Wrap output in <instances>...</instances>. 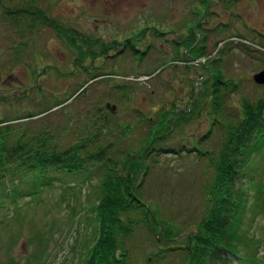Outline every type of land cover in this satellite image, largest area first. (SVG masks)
Returning a JSON list of instances; mask_svg holds the SVG:
<instances>
[{
  "label": "rangeland",
  "instance_id": "374dc122",
  "mask_svg": "<svg viewBox=\"0 0 264 264\" xmlns=\"http://www.w3.org/2000/svg\"><path fill=\"white\" fill-rule=\"evenodd\" d=\"M9 1L14 0L0 3V119L16 128H60L66 143L75 132L101 130L98 144L114 142V153L122 157L139 150L160 112L173 103L175 111H183L201 86L207 89L209 73L201 64L213 57L223 76L237 85L225 96L230 111L241 109L243 97L255 100L264 93V84L252 77L264 70V0H39L51 17L89 39L83 52L97 51L96 57L83 55L81 63V54L52 27L20 28L3 5L26 2ZM192 27L203 41L205 53L198 57L187 48ZM200 101L194 104L198 113L162 141L175 152H152L139 177L145 206L174 221L183 236L157 241L141 220L143 212L131 213L139 223L124 239L125 264H184L185 238L207 213V183L213 180L207 155L194 149L217 150L222 137L218 123L207 136L212 121L207 98ZM247 159L248 176L235 182L249 200L237 243L243 257L229 254L223 264H264V193L255 199L250 186L264 185V144ZM52 176L34 195L26 181L0 180V264H82L95 235L90 207L99 195V176Z\"/></svg>",
  "mask_w": 264,
  "mask_h": 264
},
{
  "label": "trees",
  "instance_id": "16d2710c",
  "mask_svg": "<svg viewBox=\"0 0 264 264\" xmlns=\"http://www.w3.org/2000/svg\"><path fill=\"white\" fill-rule=\"evenodd\" d=\"M14 1H9V4L13 5ZM21 1L26 2L21 7L10 8L3 5L6 15H14L20 28L25 26L32 31L39 25L52 27L70 47L76 49L71 48L74 53L81 54L77 56L79 63L82 62L83 55L97 56V51L92 49L83 52V42L88 43L89 39L77 32H71L60 20L51 17L38 5L39 0ZM201 23L202 21L197 23L198 28ZM193 28L190 33L195 37H186L187 48L188 52H193L191 57H198L205 53L204 46L202 40L198 41V30ZM101 43L105 42L99 41V45ZM217 62L213 57L207 66L201 64L209 73L206 78L207 89L203 90L201 86V90L192 97L193 104H189L183 111H175L177 106L173 103L170 110L160 112L156 121L151 123L148 135L142 140L139 150L123 153L122 157L114 153V142L98 144L101 130L90 131L88 128L89 132L85 134L75 132L74 139L66 143L61 137L60 128L45 125H24L16 128L19 125L0 119V180L10 179L13 183L26 181L34 195L39 193L41 186L52 181V173L99 176V195L90 207L94 213L95 235L86 246L82 264H125L128 250L124 239L132 234L139 223L131 213L139 210L143 212L141 220L158 235L157 241L183 236L181 228L174 221L161 217L157 211L145 206L138 192L141 181L139 177L144 175L147 166L145 159L152 152H175V149L166 148L162 141H165L172 128L198 113L196 107L200 100L207 98V116L212 121L207 136L214 124L218 123L222 127V137L217 150L204 151L200 147L194 149L200 155H207L213 170V180L207 183V213L194 231L185 238L184 264H223L229 254L242 258L237 249V243L241 239L239 226L249 200L245 197L244 187L235 186V182L241 175L248 176L247 158L264 144V93L255 100L243 97L240 102L241 109L233 113L234 111L227 108L225 96L228 91L235 90L237 85L223 76L221 68L215 66ZM204 79H201V83ZM82 90L81 87L78 93ZM69 98L60 101L58 105H62ZM250 186L254 197L264 193L261 182H253ZM16 193L17 189L13 188V192L10 190L13 196Z\"/></svg>",
  "mask_w": 264,
  "mask_h": 264
},
{
  "label": "water",
  "instance_id": "95a60500",
  "mask_svg": "<svg viewBox=\"0 0 264 264\" xmlns=\"http://www.w3.org/2000/svg\"><path fill=\"white\" fill-rule=\"evenodd\" d=\"M253 80L258 84H264V70H260L253 74ZM108 105V104H107ZM109 106V105H108ZM112 110H114V105H112Z\"/></svg>",
  "mask_w": 264,
  "mask_h": 264
}]
</instances>
